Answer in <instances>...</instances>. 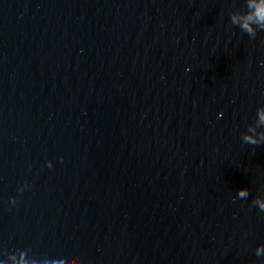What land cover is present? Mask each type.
Wrapping results in <instances>:
<instances>
[{"label": "water", "instance_id": "water-1", "mask_svg": "<svg viewBox=\"0 0 264 264\" xmlns=\"http://www.w3.org/2000/svg\"><path fill=\"white\" fill-rule=\"evenodd\" d=\"M237 10L0 0V264H264V31Z\"/></svg>", "mask_w": 264, "mask_h": 264}, {"label": "clouds", "instance_id": "clouds-1", "mask_svg": "<svg viewBox=\"0 0 264 264\" xmlns=\"http://www.w3.org/2000/svg\"><path fill=\"white\" fill-rule=\"evenodd\" d=\"M244 11H233L230 14V22L240 28L251 38H255L258 31H264V0H244ZM259 130V131H258ZM242 141L246 144L258 146L264 144V106H260L256 111V119L248 126V132L242 136ZM63 163V160L60 161ZM51 168V163L47 165ZM27 185L20 189L21 194L26 190ZM250 192L247 188H242L238 192V198L247 199ZM13 205L17 204L15 199L11 200ZM252 204L264 211V199H253ZM257 257H264V244L259 245L255 250ZM15 261V257H13ZM19 264H27L24 255H21ZM49 264H63L59 261H50Z\"/></svg>", "mask_w": 264, "mask_h": 264}]
</instances>
